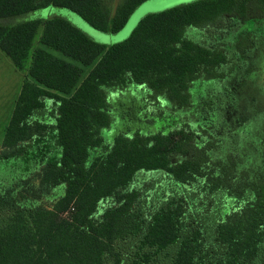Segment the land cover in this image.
Here are the masks:
<instances>
[{"label": "trees", "instance_id": "1", "mask_svg": "<svg viewBox=\"0 0 264 264\" xmlns=\"http://www.w3.org/2000/svg\"><path fill=\"white\" fill-rule=\"evenodd\" d=\"M146 1L0 0V49L18 69L43 26L0 174L41 171L57 199L20 208L0 192V264H264V0L150 14L110 47L62 17L25 20L53 7L117 33ZM225 16L223 41L243 34L218 46ZM141 172L156 173L144 192Z\"/></svg>", "mask_w": 264, "mask_h": 264}, {"label": "rangeland", "instance_id": "2", "mask_svg": "<svg viewBox=\"0 0 264 264\" xmlns=\"http://www.w3.org/2000/svg\"><path fill=\"white\" fill-rule=\"evenodd\" d=\"M201 0H149L141 4L130 16L127 23L117 33H104L92 28L88 23H86L81 17L77 14L66 10L49 7L46 9L38 10L33 12L25 17V20H35L39 19L42 22L48 20L50 17L57 16L62 17L72 23L77 29L83 32L88 36L92 41L97 44L110 47L112 45L126 41L134 29L138 26L140 21L147 15L160 13L169 9L176 7L188 5L195 3ZM117 6V0L114 5V11ZM236 20V18H234ZM233 20L228 16H225L221 22L218 24L217 28H214L216 31L215 39L212 40V43H216L218 46H223L224 44H229L233 42L237 34L240 32H232L227 36V40L223 41V37L218 33L219 30H224L225 25H229L230 21ZM251 24L253 22H250ZM249 24L245 26L246 29L252 30V25ZM254 24V23H253ZM42 27L38 30V33L34 39L32 49L28 59L25 61L23 69L17 70L12 60L0 49V151H2L3 138L5 135L6 128L11 120L13 111L17 98L20 94L24 82L31 81L29 77V69L31 67L32 56L35 47L39 45V38L41 34ZM244 30V29H243ZM256 31V30H255ZM254 31V32H255ZM243 34V33H242ZM261 35V34H260ZM196 37V34H193ZM219 39V40H217ZM261 44V45H260ZM256 47L258 48L255 51V55H258L256 58L257 64L264 62V34L262 38L258 39ZM35 49V50H34ZM34 50V51H33ZM57 56L59 54L55 53ZM67 61H71L67 59ZM73 62V61H71ZM74 63V62H73ZM95 64L90 67H83L84 75L82 80L88 75ZM263 70V71H262ZM260 71L262 79H264V68ZM263 82V80H261ZM264 84V82H263ZM137 93L142 94L140 91ZM13 172V173H12ZM41 171L33 172L28 177L20 176L15 170L4 172L0 174V192L5 194L8 200L14 202L20 208H44L50 209L56 202V198L52 195L51 192H46L41 189L40 179ZM156 173H144L141 172L136 181L133 183L132 188L136 189L138 192H144V190L149 185L152 179L155 178ZM196 204H201L196 202ZM230 203L224 204V206H229ZM187 210H190L191 207H187ZM226 210H224V213ZM223 213V214H224ZM9 212H0V223L3 218L8 215ZM69 212L65 214L68 216ZM186 221L184 229H186Z\"/></svg>", "mask_w": 264, "mask_h": 264}, {"label": "crops", "instance_id": "3", "mask_svg": "<svg viewBox=\"0 0 264 264\" xmlns=\"http://www.w3.org/2000/svg\"><path fill=\"white\" fill-rule=\"evenodd\" d=\"M41 27H42V29H41L40 38H41V35H42V31H43V26H40V28H41ZM40 28H39V29H40ZM39 29H38V30H39ZM37 33H38V32H37ZM36 35H37V34H36ZM40 38H39V40H40ZM33 43H34V42H33ZM39 43H40V41H39ZM38 48H42V46L40 45V47H39V45H38L37 47H35V49H38ZM35 49H34V50H35ZM34 50H33V51H34ZM15 67H16V66H15ZM16 69H17V70H20V69H18L17 67H16Z\"/></svg>", "mask_w": 264, "mask_h": 264}]
</instances>
